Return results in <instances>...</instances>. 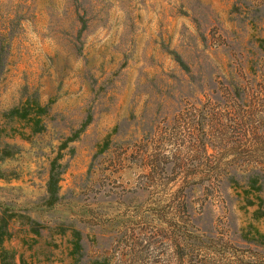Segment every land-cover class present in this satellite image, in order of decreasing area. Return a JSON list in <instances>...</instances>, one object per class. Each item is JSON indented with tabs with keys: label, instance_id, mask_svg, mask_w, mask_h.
Instances as JSON below:
<instances>
[{
	"label": "rangeland",
	"instance_id": "obj_1",
	"mask_svg": "<svg viewBox=\"0 0 264 264\" xmlns=\"http://www.w3.org/2000/svg\"><path fill=\"white\" fill-rule=\"evenodd\" d=\"M4 143L27 263L264 264V0H0Z\"/></svg>",
	"mask_w": 264,
	"mask_h": 264
},
{
	"label": "trees",
	"instance_id": "obj_2",
	"mask_svg": "<svg viewBox=\"0 0 264 264\" xmlns=\"http://www.w3.org/2000/svg\"><path fill=\"white\" fill-rule=\"evenodd\" d=\"M27 103H24L20 107H14L9 110L8 115L19 121H23L24 125L29 128L32 134L42 132L45 128V123H43L42 116L46 114L45 107L36 105L35 114L31 115L28 112ZM0 159L4 157L11 156V152L15 150V145H10L4 143L0 145ZM15 153V151H14ZM3 172L0 169V177ZM58 177L53 171H50L49 179L47 181V192H49L51 200L54 201L55 193L58 189ZM9 226L6 218L3 214L0 215V264H30L27 263L21 254H18L14 248L6 247L4 242L10 239Z\"/></svg>",
	"mask_w": 264,
	"mask_h": 264
}]
</instances>
